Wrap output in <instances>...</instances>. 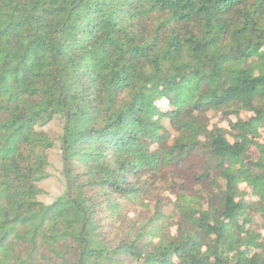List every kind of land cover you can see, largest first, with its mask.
Instances as JSON below:
<instances>
[{
    "label": "trees",
    "instance_id": "obj_1",
    "mask_svg": "<svg viewBox=\"0 0 264 264\" xmlns=\"http://www.w3.org/2000/svg\"><path fill=\"white\" fill-rule=\"evenodd\" d=\"M0 264H264V0H0Z\"/></svg>",
    "mask_w": 264,
    "mask_h": 264
},
{
    "label": "rangeland",
    "instance_id": "obj_2",
    "mask_svg": "<svg viewBox=\"0 0 264 264\" xmlns=\"http://www.w3.org/2000/svg\"><path fill=\"white\" fill-rule=\"evenodd\" d=\"M59 120L53 119L48 125L47 128L55 132L59 130ZM249 152L255 157H258V152L254 147L249 148ZM51 165L49 168L51 176L39 183V186L42 189V194L40 199L46 203H50L53 199L58 197L64 191V183L61 175L62 160L59 150L52 151L50 153ZM258 222H261L260 217L257 219Z\"/></svg>",
    "mask_w": 264,
    "mask_h": 264
}]
</instances>
